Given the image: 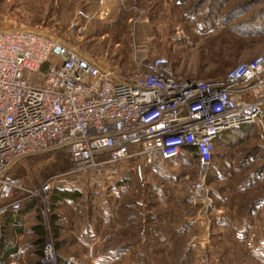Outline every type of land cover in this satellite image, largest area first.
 Here are the masks:
<instances>
[{
  "label": "rangeland",
  "instance_id": "374dc122",
  "mask_svg": "<svg viewBox=\"0 0 264 264\" xmlns=\"http://www.w3.org/2000/svg\"><path fill=\"white\" fill-rule=\"evenodd\" d=\"M21 26L68 36L123 75L166 56L179 77L222 78L264 53V0H0V29ZM70 166L62 149L18 165L27 186L53 185L47 219L37 200L21 210L19 264H44L46 242L53 264H264V111L217 142L203 190L199 156L189 152L133 161L108 181L90 174L60 184ZM57 188L74 196L54 201Z\"/></svg>",
  "mask_w": 264,
  "mask_h": 264
},
{
  "label": "built area",
  "instance_id": "2783aa9c",
  "mask_svg": "<svg viewBox=\"0 0 264 264\" xmlns=\"http://www.w3.org/2000/svg\"><path fill=\"white\" fill-rule=\"evenodd\" d=\"M263 111L264 53L222 78L179 77L166 56L123 75L45 27L1 28L0 220L22 226L19 212L36 200L47 219L51 181L29 187L16 169L58 149L71 161L60 184L90 174L108 181L133 161L155 165L189 152L199 156L196 187L203 190L217 139ZM43 253V263L53 264V243Z\"/></svg>",
  "mask_w": 264,
  "mask_h": 264
},
{
  "label": "trees",
  "instance_id": "16d2710c",
  "mask_svg": "<svg viewBox=\"0 0 264 264\" xmlns=\"http://www.w3.org/2000/svg\"><path fill=\"white\" fill-rule=\"evenodd\" d=\"M242 128H238V129H232L230 131H227L225 133H223L216 141V145L217 142L219 140H224L227 139L228 137H231L234 134H238L240 131H242ZM178 158V157H177ZM58 190L55 191L54 193V201H58L61 200L62 198H66V197H73L74 193H72L71 191L68 190H61L60 188H57ZM22 211L19 212V215H22ZM17 223V222H16ZM16 223L15 221H13V219H9V220H0V263L3 264H8L9 261L12 258L18 257L19 255V251H18V247L16 244V241H14V237L18 236L19 234H22L23 232V227L22 226H18L16 227ZM19 224V223H18ZM17 228V229H15ZM34 232H36L38 234V244H43L42 242L44 241V235H45V230L44 227L41 223L36 224L33 227ZM186 246V245H185ZM39 252L42 253V249H39ZM239 257V256H238ZM237 257V259H238Z\"/></svg>",
  "mask_w": 264,
  "mask_h": 264
},
{
  "label": "crops",
  "instance_id": "0c3cea01",
  "mask_svg": "<svg viewBox=\"0 0 264 264\" xmlns=\"http://www.w3.org/2000/svg\"><path fill=\"white\" fill-rule=\"evenodd\" d=\"M108 1H109V0H108ZM112 1H117V3H120L121 0H112ZM104 8H105V6H104ZM106 8H107V10H110L109 7H108V5H106ZM23 255L25 256V254H23ZM0 257H1V256H0Z\"/></svg>",
  "mask_w": 264,
  "mask_h": 264
},
{
  "label": "water",
  "instance_id": "95a60500",
  "mask_svg": "<svg viewBox=\"0 0 264 264\" xmlns=\"http://www.w3.org/2000/svg\"><path fill=\"white\" fill-rule=\"evenodd\" d=\"M56 51H58V49H56Z\"/></svg>",
  "mask_w": 264,
  "mask_h": 264
}]
</instances>
